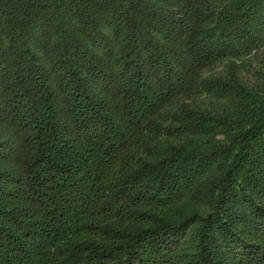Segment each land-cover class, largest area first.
I'll use <instances>...</instances> for the list:
<instances>
[{
  "label": "trees",
  "instance_id": "obj_1",
  "mask_svg": "<svg viewBox=\"0 0 264 264\" xmlns=\"http://www.w3.org/2000/svg\"><path fill=\"white\" fill-rule=\"evenodd\" d=\"M0 264H264V0H0Z\"/></svg>",
  "mask_w": 264,
  "mask_h": 264
}]
</instances>
